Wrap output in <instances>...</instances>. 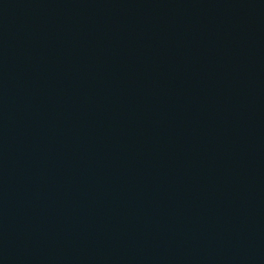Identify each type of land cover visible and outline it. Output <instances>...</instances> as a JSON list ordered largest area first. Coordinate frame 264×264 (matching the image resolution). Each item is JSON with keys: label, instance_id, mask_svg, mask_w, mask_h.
<instances>
[{"label": "water", "instance_id": "obj_1", "mask_svg": "<svg viewBox=\"0 0 264 264\" xmlns=\"http://www.w3.org/2000/svg\"><path fill=\"white\" fill-rule=\"evenodd\" d=\"M0 264H264V0H0Z\"/></svg>", "mask_w": 264, "mask_h": 264}]
</instances>
